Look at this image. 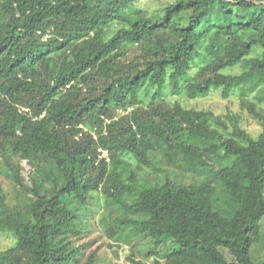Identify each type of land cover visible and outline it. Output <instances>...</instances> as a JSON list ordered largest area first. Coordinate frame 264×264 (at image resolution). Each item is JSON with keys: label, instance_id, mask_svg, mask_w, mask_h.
<instances>
[{"label": "trees", "instance_id": "16d2710c", "mask_svg": "<svg viewBox=\"0 0 264 264\" xmlns=\"http://www.w3.org/2000/svg\"><path fill=\"white\" fill-rule=\"evenodd\" d=\"M137 1L0 0V264H264V107L171 99L264 101V0Z\"/></svg>", "mask_w": 264, "mask_h": 264}, {"label": "rangeland", "instance_id": "374dc122", "mask_svg": "<svg viewBox=\"0 0 264 264\" xmlns=\"http://www.w3.org/2000/svg\"><path fill=\"white\" fill-rule=\"evenodd\" d=\"M173 0H138L137 5L148 9L149 11H154L160 7L166 5L168 2ZM246 69V66L243 64H238L234 67H228L225 69V72L239 74ZM154 88L150 87V90L153 91ZM142 99L146 102L150 100L148 93L141 94ZM245 97L248 100L258 103L260 106L264 107V101L260 100L259 89H254L245 94H242L240 91L231 92L228 96H225L222 89H213L205 96L195 95L193 97L186 96H171L173 101H179L184 106L189 108L196 109H208L213 111L216 115H220L224 118L227 116H238L240 125L249 131L254 137L259 135L261 130L259 122L251 117L247 108H244L242 104V98ZM231 124V123H230ZM106 155V153H105ZM26 169L23 170V174L28 175L30 172V166L23 162ZM195 165V164H193ZM185 178V179H184ZM186 181H191V178L184 177ZM182 179V178H180ZM0 183L3 188L8 190V180L0 174ZM97 212H94L93 217L97 218ZM102 235L99 230H94L90 237L78 240L77 243H83L88 241L91 238H96ZM15 237L11 233H0V249H5L15 244ZM109 239L104 236L96 238L95 241L87 247V253L96 250L97 255L101 258L100 264H132L129 261L128 256L131 255L132 250L131 246L128 244L122 243L118 245L113 243V246H109ZM137 257L142 258V256L137 253ZM152 259L150 260V262Z\"/></svg>", "mask_w": 264, "mask_h": 264}, {"label": "built area", "instance_id": "2783aa9c", "mask_svg": "<svg viewBox=\"0 0 264 264\" xmlns=\"http://www.w3.org/2000/svg\"><path fill=\"white\" fill-rule=\"evenodd\" d=\"M107 155V154H106Z\"/></svg>", "mask_w": 264, "mask_h": 264}]
</instances>
